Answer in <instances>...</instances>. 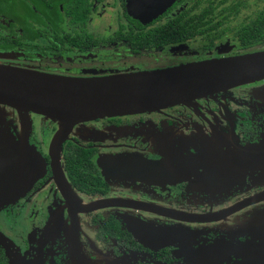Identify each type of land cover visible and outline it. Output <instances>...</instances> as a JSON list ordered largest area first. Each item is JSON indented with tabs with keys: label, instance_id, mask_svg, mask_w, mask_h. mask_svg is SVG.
I'll return each mask as SVG.
<instances>
[{
	"label": "flooded vegetation",
	"instance_id": "af4514ba",
	"mask_svg": "<svg viewBox=\"0 0 264 264\" xmlns=\"http://www.w3.org/2000/svg\"><path fill=\"white\" fill-rule=\"evenodd\" d=\"M163 1L0 0V65L96 78L264 51V23L255 26L264 0H211L229 9L207 16L206 0H173L150 18L151 4ZM29 118L26 132L19 113L0 105V130L17 145L15 156L5 147L0 155L1 191L9 195L0 207V264H9L7 251L27 264H252L264 253L250 228L264 214V185L245 171L232 186L209 190L151 173V164L200 155L210 163L245 161L264 138V80L189 105L77 124L57 161L50 154L57 124ZM26 147L45 170L23 189L34 170L17 157ZM77 158L88 160L90 174L79 167L81 175L70 177ZM118 159L131 172L104 176L97 162ZM99 201L112 207L84 211ZM143 224L180 235L163 245L141 242L128 227Z\"/></svg>",
	"mask_w": 264,
	"mask_h": 264
},
{
	"label": "water",
	"instance_id": "95a60500",
	"mask_svg": "<svg viewBox=\"0 0 264 264\" xmlns=\"http://www.w3.org/2000/svg\"><path fill=\"white\" fill-rule=\"evenodd\" d=\"M173 0L151 4V17L168 7ZM264 80V51L246 53L234 57L210 59L174 68L134 73L115 74L96 78H69L44 74L35 71L20 70L0 65V105L19 113L24 129L30 131L29 114L41 116L45 121L57 124V132L50 145L53 160H59L62 143L72 128L91 120L122 117L135 114L158 112L177 105H189L191 102L211 97L235 87L253 84ZM16 143L5 132L0 130V155L3 147L16 150ZM245 161L235 159L233 162L212 163L204 160V155L185 158L176 165L164 162L151 164V173L155 168L165 173L167 181L188 180L189 187L198 190L222 187V183L232 186L242 171L257 185H264V138L255 147L248 149ZM23 163L32 162L33 173L23 176V189L41 178L45 167L42 157L34 148H25L21 155ZM97 165L104 176L131 172V165L123 168L121 159L101 162ZM201 168L203 171L190 180L192 173ZM188 169L193 171H188ZM244 169V170H242ZM122 170V171H118ZM220 170L230 173L228 181L221 179ZM5 185L0 178V207L8 198L2 192ZM264 200V197L261 198ZM112 207L110 201H99L86 206L85 212L97 211ZM254 233L262 237L264 246V214L253 220L250 226ZM132 235L141 242L166 244L177 239L180 233H169L166 230L150 225L128 227ZM0 234V246L6 247ZM9 264H27L6 252ZM253 264H264V253L259 254Z\"/></svg>",
	"mask_w": 264,
	"mask_h": 264
},
{
	"label": "trees",
	"instance_id": "16d2710c",
	"mask_svg": "<svg viewBox=\"0 0 264 264\" xmlns=\"http://www.w3.org/2000/svg\"><path fill=\"white\" fill-rule=\"evenodd\" d=\"M206 1H207V3H206L207 6L203 7V9H202V12L204 14H206L205 16L213 13L214 11L226 12L229 9V8H224L223 4H218L217 6H213V4L211 3V0H206ZM233 9L234 8H232L230 11H232ZM262 23H264V9H262L260 11V13L258 14V19H257V21L255 23L256 28H259ZM260 35H261V38H264V32L260 33ZM249 37H250V33H247L246 36L244 37V40H243V42L245 44H243L242 46L245 47L246 49H248V47H250L253 44V42H251V40L248 39ZM255 43H258V41H255ZM72 162L75 163V165H76V167H78V169L72 170V167H71V169L69 170L70 177L72 175H78V176L81 175L79 167L81 169H84L85 172L90 174V171H89L90 163L88 162L87 159L86 160L85 159L81 160L80 158H77L76 161H72ZM84 162H88V165L84 166L83 165ZM78 183H75V184H78ZM87 193H101V192H87Z\"/></svg>",
	"mask_w": 264,
	"mask_h": 264
},
{
	"label": "rangeland",
	"instance_id": "374dc122",
	"mask_svg": "<svg viewBox=\"0 0 264 264\" xmlns=\"http://www.w3.org/2000/svg\"><path fill=\"white\" fill-rule=\"evenodd\" d=\"M20 116V115H19ZM27 129H26V127H25V131H26ZM31 130V129H30Z\"/></svg>",
	"mask_w": 264,
	"mask_h": 264
}]
</instances>
